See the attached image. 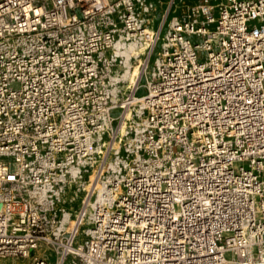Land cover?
<instances>
[{
    "label": "built area",
    "instance_id": "built-area-1",
    "mask_svg": "<svg viewBox=\"0 0 264 264\" xmlns=\"http://www.w3.org/2000/svg\"><path fill=\"white\" fill-rule=\"evenodd\" d=\"M3 258L264 264V0H0Z\"/></svg>",
    "mask_w": 264,
    "mask_h": 264
},
{
    "label": "rangeland",
    "instance_id": "rangeland-1",
    "mask_svg": "<svg viewBox=\"0 0 264 264\" xmlns=\"http://www.w3.org/2000/svg\"><path fill=\"white\" fill-rule=\"evenodd\" d=\"M185 1L188 2V3H190V2H195L197 0H185ZM135 67H136V65H135ZM129 81H130V77H128V78L125 77L124 78V82L121 84V87H120L121 95L127 90ZM144 93H145V90L143 89V90H141L139 92V95L141 96ZM115 114H117V111H116ZM93 172H94V168L91 167L89 169V172L86 173L83 176V179L81 181L83 183H86L85 184L86 186H85V188L82 189L81 192H77L76 193V189L78 188V185H79L78 183H77L75 189L72 188L71 190L70 189L68 190V192H70V193L67 196V206H66L65 209L66 210H70L72 212V218H75L76 217V214H77V212H78V210H79V208H80V206L82 204V200L84 199V196H85V191L84 190L87 188V186H88V184H89V182H90V180L92 178ZM58 209L59 210L62 209L61 204L59 205ZM82 235H83V233H82ZM7 262L9 264H32V262L29 261L28 259L27 260L13 259V258H9V259L8 258L7 259H4L3 258V259H0V264H8Z\"/></svg>",
    "mask_w": 264,
    "mask_h": 264
},
{
    "label": "bare ground",
    "instance_id": "bare-ground-1",
    "mask_svg": "<svg viewBox=\"0 0 264 264\" xmlns=\"http://www.w3.org/2000/svg\"><path fill=\"white\" fill-rule=\"evenodd\" d=\"M140 49H137L136 50V52L137 53H139L140 51H139ZM132 75H134V71L133 70H130V69H126V71H125V76L126 77H130V76H132ZM125 86V85H124ZM79 185V189H83V187H85V183H78ZM69 193L70 192H66L65 193V195L62 197V199H61V206H62V209L64 210L65 208H66V206H67V196L69 195ZM66 213H67V215H69V216H72V212L70 211V210H66ZM8 263V262H7ZM9 264V263H8Z\"/></svg>",
    "mask_w": 264,
    "mask_h": 264
}]
</instances>
